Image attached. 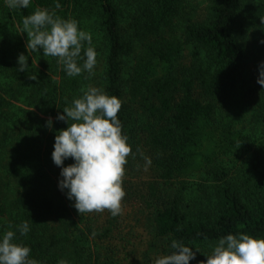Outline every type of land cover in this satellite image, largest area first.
Returning a JSON list of instances; mask_svg holds the SVG:
<instances>
[{
  "label": "trees",
  "instance_id": "1",
  "mask_svg": "<svg viewBox=\"0 0 264 264\" xmlns=\"http://www.w3.org/2000/svg\"><path fill=\"white\" fill-rule=\"evenodd\" d=\"M56 2L0 0V233L27 221L16 240L36 264H154L173 239L200 250L197 264L221 236L264 237V0ZM36 8L91 33L92 74L29 55L22 20ZM20 53L29 70L17 71ZM89 86L120 99L132 149L116 217L79 214L51 157L67 127L57 114Z\"/></svg>",
  "mask_w": 264,
  "mask_h": 264
},
{
  "label": "clouds",
  "instance_id": "2",
  "mask_svg": "<svg viewBox=\"0 0 264 264\" xmlns=\"http://www.w3.org/2000/svg\"><path fill=\"white\" fill-rule=\"evenodd\" d=\"M30 3L31 0H5L10 9L28 8ZM55 6H61L59 0ZM21 32L27 35L25 47L29 55L42 50L44 57L57 58L68 77L78 76L82 71L93 73L97 53L92 46V35L79 28L75 19H64L47 9L36 8L23 18ZM260 43L264 44V40ZM79 60H83L82 65ZM17 63V71L29 70L28 56L24 53L18 54ZM258 72L257 83L264 88V61L259 62ZM120 108L118 97L89 86L57 114L56 119L65 121L67 127L56 130L51 157L60 168L58 187L66 190L67 198L74 202L79 214L108 210L116 217L121 213V202L126 195L122 180L124 166L132 149L128 137L122 134L117 116ZM47 123L51 128L52 120ZM67 159L73 162L65 165ZM17 231L20 236H26L30 231L28 222H21L15 231L0 233V264H36L29 258L30 247L17 242ZM210 247V252L204 253L207 259L197 264H264V237L229 233ZM170 248L171 252L158 256L154 264H190L196 259V252H200L175 239ZM59 264L66 262L61 260Z\"/></svg>",
  "mask_w": 264,
  "mask_h": 264
},
{
  "label": "rangeland",
  "instance_id": "3",
  "mask_svg": "<svg viewBox=\"0 0 264 264\" xmlns=\"http://www.w3.org/2000/svg\"><path fill=\"white\" fill-rule=\"evenodd\" d=\"M245 41H246V43H248V44H247V48L249 49V52H251V50H252V46H253V42L251 41L250 37H249V38H246ZM132 206H133V205H132ZM132 206H131V209H134ZM140 233H141L143 239L147 238V237H146V233H147V231H145V229H144L143 227H141V229H140Z\"/></svg>",
  "mask_w": 264,
  "mask_h": 264
}]
</instances>
